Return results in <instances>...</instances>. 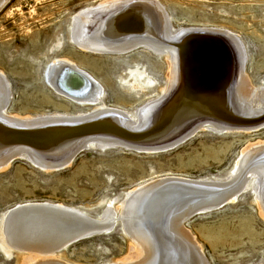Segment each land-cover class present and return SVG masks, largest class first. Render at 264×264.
Instances as JSON below:
<instances>
[{"label": "rangeland", "instance_id": "obj_1", "mask_svg": "<svg viewBox=\"0 0 264 264\" xmlns=\"http://www.w3.org/2000/svg\"><path fill=\"white\" fill-rule=\"evenodd\" d=\"M104 1L107 0H10L0 10V72L9 84V115L77 118L94 112V106H78L56 94L47 82L46 71L59 59L68 60L91 75L102 86L103 103L107 107L133 113L161 98L145 129L161 123L158 115L177 89L174 85L168 95L162 96V91L168 88V67L163 57L144 48L124 55L96 54L82 50L69 39L72 17ZM155 1L164 8L174 31L184 33L181 41L193 38L216 44L226 55L230 76L227 75L224 89L215 94L218 105L230 111L228 106L234 104L233 91L240 62L232 36L218 34L217 30H226L240 38L245 53L243 76L248 86L263 89L264 0ZM218 64L222 67L221 62ZM140 72H145L143 79L138 77ZM223 75L224 69L221 76L225 79ZM147 83L152 86H146ZM207 119H189L174 129L171 136L156 139L155 145L149 144L159 146L184 136L180 144L165 151L147 153L120 147L104 151L82 149L69 166L51 171L23 159H14L8 168L0 170V231L3 214L26 203L60 204L97 218L109 201L119 204L126 193L140 186H150V182L166 176L226 181L242 158L243 150L264 143V121L260 122L264 116L254 125H238V128L256 129L250 133L220 134L210 128L187 135L194 124L207 122ZM233 127H237L236 123ZM78 146L79 142L75 141L58 155L46 156V160L58 162L69 158ZM261 186L263 199L257 200L248 188L233 202L194 215L185 222L186 231L199 246L205 264H264V216L261 213L264 185ZM1 238L0 232V264L26 262L23 261L26 255L14 251L7 255L1 248ZM131 246L132 242L117 222L109 233L68 246L58 253L56 261L112 264L130 258ZM179 251L182 259L187 256L183 246Z\"/></svg>", "mask_w": 264, "mask_h": 264}, {"label": "bare ground", "instance_id": "obj_2", "mask_svg": "<svg viewBox=\"0 0 264 264\" xmlns=\"http://www.w3.org/2000/svg\"><path fill=\"white\" fill-rule=\"evenodd\" d=\"M9 1L0 0V10ZM154 1L107 0L94 8L83 9L72 17L69 39L82 50L96 54L124 55L144 48L163 57L168 67V88L165 87L167 90L162 91V96L174 89V85L177 89L158 115L161 123L145 129L161 98L150 101L133 113L107 107L103 103L102 86L72 62L59 59L53 61L46 71L47 82L56 94L78 106H94V112L77 118L63 115L39 118L11 116L7 112L9 84L0 72L1 171L16 158L46 171L59 170L69 166L82 149L104 151L120 147L147 153L165 151L180 144L184 136L167 140L159 146L149 144L155 145L156 139L171 136L174 129L192 118L208 119L194 124L193 130L187 134L189 136L200 129L210 128L220 134L256 130L252 127L238 128L247 126L242 123L256 124V120L264 116V87L253 89L243 76L245 53L240 38L226 30L215 31L232 36L240 62L233 91L234 104L228 106L230 112L220 103L218 105L214 98L218 91L224 89L229 75L226 55L216 44L193 38L181 41L184 33L174 31L162 5ZM223 69L225 79L221 76ZM138 77L143 79L145 72L138 73ZM146 86L151 87L152 84L147 83ZM235 123L237 127H233ZM75 141L79 146L71 157L58 162L46 160V156L58 155ZM241 156L228 181L166 176L150 182V186H140L126 193L119 204L115 200L109 201L97 218L60 204L43 202L15 206L3 214L1 248L7 255L12 251L26 255L22 257L26 261L22 264L37 260L34 264H62L56 261L62 250L84 236L109 233L119 222L132 242V256L112 264H205L199 246L186 231L185 221L195 214L210 212L223 202H233L248 188L252 189L257 200L263 199L264 143L250 145ZM226 189L229 191L222 196L197 201L198 197L205 198ZM161 201L162 205H158ZM155 206L157 210L150 214L149 210ZM261 213L264 216V206ZM182 246L187 255L183 259L179 253Z\"/></svg>", "mask_w": 264, "mask_h": 264}, {"label": "water", "instance_id": "obj_3", "mask_svg": "<svg viewBox=\"0 0 264 264\" xmlns=\"http://www.w3.org/2000/svg\"><path fill=\"white\" fill-rule=\"evenodd\" d=\"M227 43H229L228 41H227ZM262 121H264V119H262L260 122H262ZM255 123H259V122H255ZM249 124H252V123H249ZM254 124V123H253ZM230 189V188H229ZM229 189H226V190H221L220 192H216V193H212L211 195H208V196H206L205 198L204 197H198L197 199V201H204L205 199H207V198H209V197H218V196H222V195H224L227 191H229ZM196 201V202H197ZM226 202H223L221 205H219L218 207H220V206H222V205H224ZM158 205H162V201L161 202H158L157 203ZM159 207V206H158ZM217 207V208H218ZM155 210H157V206H155V207H153V208H151V210H149L150 211V214H153L154 213V211ZM212 210H214V209H212ZM196 215V214H195ZM194 216V215H193ZM193 216H190L187 220H189L191 217H193ZM186 220V221H187ZM185 221V222H186ZM94 235H97L96 233L95 234H92V235H89V236H84V237H82V238H79V239H77L76 241L78 242L79 240H82V239H85V238H87V237H91V236H94Z\"/></svg>", "mask_w": 264, "mask_h": 264}]
</instances>
